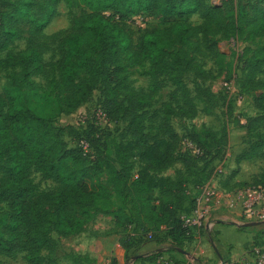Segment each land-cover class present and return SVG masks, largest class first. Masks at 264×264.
Returning a JSON list of instances; mask_svg holds the SVG:
<instances>
[{
  "label": "trees",
  "instance_id": "obj_1",
  "mask_svg": "<svg viewBox=\"0 0 264 264\" xmlns=\"http://www.w3.org/2000/svg\"><path fill=\"white\" fill-rule=\"evenodd\" d=\"M62 1L83 6L87 12L72 19L69 35L58 45L61 58L48 70L39 57L49 48L45 41L53 42L59 34L46 37L43 31ZM143 13L163 18L197 14L201 23L172 22L145 32L134 44L128 22ZM23 29L25 55L8 54L0 61V71L25 69L20 82L11 77L0 94V206H5V211H0V256L14 258L23 254L26 264H58L51 234L64 238L77 236L96 213L114 216L118 229L123 231L135 225L144 234L154 235L153 238L156 232H164L169 244L163 252L184 255L180 253L182 245L194 239L197 232L185 228L181 217L194 209L203 184L195 185L190 198L184 193L181 175H178L175 180L161 181L155 202L146 197L150 187L148 174L162 173L174 163L179 138L164 121L160 126L168 139L164 150L148 147L139 115L126 105L138 99L130 84L129 71L148 62L154 89L158 88V77L166 75L180 91L186 107L178 111L170 108L169 114L192 118L195 108L189 101L181 73L187 69L198 72L203 79L208 77L192 62L190 55L204 56L206 49L211 50L207 39L221 33L228 34L227 39L264 35V0H255L232 18H226L220 7L205 6L200 0H14L0 11V53L21 38ZM246 63L249 80L245 85L260 92L254 103L261 116L246 127L252 133L264 123V81L254 77L264 70V46L249 53ZM29 69L31 73L27 72ZM34 74L49 77L50 90L42 94L34 91L37 99L31 102L21 87L36 89L30 80ZM97 86L104 90L106 116L110 121L128 123L135 149L145 166L136 179H131L130 163L123 155L118 157L119 169L114 170L113 184L116 194L129 205L126 213L122 209L100 212L93 208L97 197L87 185L88 169L82 152L68 149L52 124L59 115L70 114L88 102ZM253 134L255 142L236 158L237 163L258 158L264 161V134ZM222 141L227 142L226 133ZM196 149L200 153L195 156H202L201 149L197 146ZM34 175L53 187L40 190L33 181ZM253 184L250 186L264 188V174ZM119 244L124 251L130 248L122 238ZM159 253L154 251L135 258L149 261L160 258ZM110 264L119 263L111 259ZM222 264L250 263L222 261Z\"/></svg>",
  "mask_w": 264,
  "mask_h": 264
},
{
  "label": "rangeland",
  "instance_id": "obj_2",
  "mask_svg": "<svg viewBox=\"0 0 264 264\" xmlns=\"http://www.w3.org/2000/svg\"><path fill=\"white\" fill-rule=\"evenodd\" d=\"M200 1L205 6L220 7L226 18L235 17L243 8L255 3V0ZM13 2L14 0H0V11ZM86 12L87 9L83 6H71L64 1L58 4L55 17L43 31L46 37L59 34L55 41H45L49 48L39 57L46 69L51 70L52 65L61 58L58 45L69 35L72 19L80 18ZM172 22L198 25L201 23V18L197 14L187 18H163L143 13L128 22V31L131 33L134 44H137L140 36L145 32L166 27ZM227 35L221 33L209 37L207 46L211 50L206 49L204 56L190 55L192 62L201 68L207 79H203L198 72L187 69L181 73V81L188 92L189 101L195 108L192 118L169 114L170 108L178 111L186 107L183 105L180 91L171 85L166 75L158 77V88L154 89L150 84L148 62L129 71L130 84L137 92L138 99L126 105L139 115L148 147L159 151L164 150L168 141L167 136L160 130L164 121L179 138L174 152V163L162 173L148 174L150 187L146 197L152 202L158 198V187L165 178L175 180L178 175H181L183 191L191 198L197 184H203L200 189L209 184L225 192H234L251 187L250 185H254V181L264 174L262 159L236 162V158L255 142L252 134H264V123L252 133L246 131L248 123L261 116V111L255 108L254 103L255 99L260 97V92L252 91L245 85L249 80L246 67L249 53L264 46V35L253 39L248 36L241 39L233 37L227 39ZM25 39L26 32L23 29L21 38L7 51L0 53V61H3L8 54L25 55ZM24 71L25 69L20 67L5 68L0 71V94L4 92L6 83L11 77L20 82L19 78ZM31 71L29 69L27 72L31 73ZM254 77L264 81V70L256 73ZM30 80L35 83L36 89L32 90L22 85L21 90L31 97V102L37 99L34 98V91L38 94L49 92V77L34 74L30 76ZM225 84L234 91L233 95ZM104 105V90L101 86H97L88 102L70 114L59 115L52 124L58 130L60 140L68 149L82 152L88 169L86 182L90 191L97 197L93 208L100 212L122 209L126 213L129 205L124 198L116 194L113 184L114 170L119 169L118 157L123 155L130 163L131 179H136L145 166L135 149L134 138L129 131L128 123L121 120L110 121L106 116ZM224 133L227 135L225 144L222 141ZM83 142L87 144L86 149ZM196 146L201 149L202 156H195L193 149ZM33 181L40 190H50L53 187L50 182H40L38 175L33 176ZM244 183L247 186H243ZM0 211H5L4 205L0 206ZM223 213L227 215V219L223 221L229 222L230 219H234L232 222L238 226H234V223L232 226L238 233L246 236L241 244V254L238 259L241 262L256 264L252 248L264 250V221L250 220L248 222L225 210H218L212 213L209 223L222 220L224 217L220 214ZM250 223L254 225L245 226ZM240 227H246L247 230ZM206 232V229H203L195 234V238L203 235L208 239ZM163 233L156 232V237L153 238L154 235L151 237V234H144L135 225H130L123 231L118 229L114 216L96 213L85 225L81 234L64 238L52 233L51 238L56 244L55 260L58 264H110L111 259H116L119 264H191L190 258L185 255L180 257L177 252H163L169 244ZM255 236L258 240L253 244L250 241L251 238L254 240ZM120 238L128 241L129 250L124 251L121 248ZM226 238L236 241L231 235H227ZM187 242L188 240L184 242L182 249L190 256L194 247L198 245ZM211 248L212 245L209 250L213 252ZM205 249L208 248L205 247ZM154 251L160 252V258L153 257L149 261L135 258ZM23 256V254H18L14 258L0 256V264H26ZM45 256L46 254L43 253L42 257L45 258ZM191 260L192 264H206L200 258ZM216 263L219 264L215 257L208 262V264Z\"/></svg>",
  "mask_w": 264,
  "mask_h": 264
},
{
  "label": "built area",
  "instance_id": "obj_3",
  "mask_svg": "<svg viewBox=\"0 0 264 264\" xmlns=\"http://www.w3.org/2000/svg\"><path fill=\"white\" fill-rule=\"evenodd\" d=\"M230 94L234 91L225 84ZM237 97V95H236ZM239 99L241 97H238ZM87 148L86 143H82ZM194 154H199V150L193 149ZM218 210L242 217L248 222L250 220L264 221V188L248 187L234 192H225L211 185H204L195 200L194 209L189 215H183L181 220L185 228L195 229L197 233L206 229L212 213ZM255 255L256 264H264V250L252 248ZM248 263V262H247Z\"/></svg>",
  "mask_w": 264,
  "mask_h": 264
},
{
  "label": "crops",
  "instance_id": "obj_4",
  "mask_svg": "<svg viewBox=\"0 0 264 264\" xmlns=\"http://www.w3.org/2000/svg\"><path fill=\"white\" fill-rule=\"evenodd\" d=\"M220 214L222 220H214L212 223H209V225L206 227V237L204 238L203 235H199L198 238H194L189 241V243H195L196 247H194V251L190 256H188L187 253L184 255L186 257L190 258V262L192 264L191 259H198L200 258L203 260L206 264H208L209 260H212L214 257L218 259V263L222 264V261L230 262V263H240L241 260H239V256L241 254V244L244 241V238H246L245 235L240 234L237 232V229L232 226L234 222H232L234 219H230L229 222H224L223 220L227 219V215ZM231 222V223H230ZM239 229V228H238ZM240 229L247 230L246 227H240ZM227 235L233 236L236 241H231L226 238ZM257 237H254V240L251 241L253 244L257 241ZM188 243V242H187ZM251 243V244H252ZM246 244V243H245ZM244 244V245H245ZM210 245H212V248L214 251L209 250ZM243 245V246H244ZM207 247L208 249H205ZM243 250V248H242ZM184 255H179L180 257H183ZM217 264V263H216Z\"/></svg>",
  "mask_w": 264,
  "mask_h": 264
},
{
  "label": "water",
  "instance_id": "obj_5",
  "mask_svg": "<svg viewBox=\"0 0 264 264\" xmlns=\"http://www.w3.org/2000/svg\"><path fill=\"white\" fill-rule=\"evenodd\" d=\"M234 226H238V224H233ZM252 225H254V223H250V224H248V225H245L246 227H248V226H252ZM180 253H184L182 250L180 251Z\"/></svg>",
  "mask_w": 264,
  "mask_h": 264
}]
</instances>
